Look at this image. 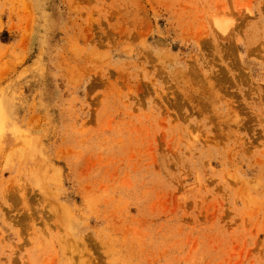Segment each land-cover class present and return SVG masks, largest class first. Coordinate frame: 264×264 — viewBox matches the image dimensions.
Wrapping results in <instances>:
<instances>
[{"label":"rangeland","instance_id":"obj_1","mask_svg":"<svg viewBox=\"0 0 264 264\" xmlns=\"http://www.w3.org/2000/svg\"><path fill=\"white\" fill-rule=\"evenodd\" d=\"M0 264H264V0H0Z\"/></svg>","mask_w":264,"mask_h":264},{"label":"bare ground","instance_id":"obj_2","mask_svg":"<svg viewBox=\"0 0 264 264\" xmlns=\"http://www.w3.org/2000/svg\"><path fill=\"white\" fill-rule=\"evenodd\" d=\"M217 23H218V25L220 26V28L223 27V25H222L219 21H218Z\"/></svg>","mask_w":264,"mask_h":264}]
</instances>
